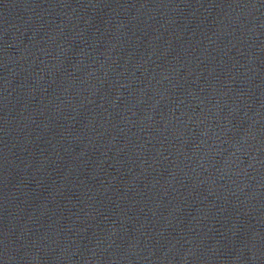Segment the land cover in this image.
I'll return each instance as SVG.
<instances>
[{
  "label": "water",
  "instance_id": "1",
  "mask_svg": "<svg viewBox=\"0 0 264 264\" xmlns=\"http://www.w3.org/2000/svg\"><path fill=\"white\" fill-rule=\"evenodd\" d=\"M0 264H264V0H0Z\"/></svg>",
  "mask_w": 264,
  "mask_h": 264
}]
</instances>
